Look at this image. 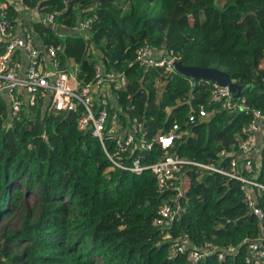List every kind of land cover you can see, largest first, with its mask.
I'll return each mask as SVG.
<instances>
[{
  "label": "trees",
  "instance_id": "obj_1",
  "mask_svg": "<svg viewBox=\"0 0 264 264\" xmlns=\"http://www.w3.org/2000/svg\"><path fill=\"white\" fill-rule=\"evenodd\" d=\"M23 2L49 13L62 11L57 22L66 28L74 25V8L102 6L87 40L61 41L41 26L42 40L63 42L84 81L92 77L98 59L107 69L123 72L127 87L121 103L135 106L133 114L143 121L147 141L172 125L189 132L169 154L216 167L222 160L225 166L227 159L220 153L231 150L250 118L230 115L211 103L208 82L192 86L164 69L144 73L134 61L140 46L172 51L185 66L215 68L236 84H254L259 93L249 89L243 97L251 107L264 104V0ZM89 45L97 51L94 56H87ZM198 105L210 115L188 126L187 116ZM6 117L0 97V218L10 215L7 206L14 210L19 205L24 195L20 185L29 193L37 190L40 212L33 223L0 235V264H188L186 253L171 256V243L153 224L161 206L175 209L177 201L171 191H159L151 170L135 174L113 167L99 141L77 129L75 118L68 124L61 114L42 117L39 107L24 108L7 128ZM163 154L155 143L148 151H129L121 161L130 165L141 156L146 167ZM262 166L258 180L264 183V156ZM188 169L183 170L184 195L169 234L186 235L199 249L206 244L236 249L223 260L214 253L199 264H245L247 241L257 239L260 229L240 200V183ZM256 201L264 212V194H256ZM261 246L264 250V232Z\"/></svg>",
  "mask_w": 264,
  "mask_h": 264
},
{
  "label": "built area",
  "instance_id": "obj_2",
  "mask_svg": "<svg viewBox=\"0 0 264 264\" xmlns=\"http://www.w3.org/2000/svg\"><path fill=\"white\" fill-rule=\"evenodd\" d=\"M65 3V9L68 7ZM101 5L74 8V25L66 28L57 22L62 11L46 12L44 7H30L23 0H0V97L7 110L5 126L15 120L22 109L39 107L41 116L72 113L79 131L88 132L96 138L113 167L141 174L151 170L159 191H171L175 196L176 208L163 205L157 211L153 224L161 229L163 240L171 243V256L186 253L188 264H199L204 258L216 253L218 260L228 254H235L234 247L217 248L206 244L195 248L186 235L172 237L169 234L183 197V170L197 168L217 173L240 183L242 199L250 213L257 219L259 235L247 241L245 264H264V250L261 246L264 232V212L257 207L256 194H264V183L258 180L262 170L264 154V104L261 108L251 107L243 96L233 100L227 86L211 84L209 101L230 115L244 114L250 118L236 134V144L231 150L220 153L226 158L225 166L201 164L178 155L169 154L176 141L188 136L178 125H172L166 132L146 140L144 123L134 116V105L121 103L127 87L123 72L107 69L101 60L92 66V77L88 81L79 78L78 64L67 56L63 42L45 43L38 27H46L56 38H83L87 40ZM94 12L95 15H91ZM37 26V31L36 27ZM43 36H46L43 34ZM96 50L88 46L89 55ZM178 57L172 52L157 49L148 44L135 51L134 61L146 73L151 69H164L173 73V63ZM84 71V70H83ZM82 71V72H83ZM175 73V72H174ZM203 105H198L187 116L188 126H194L209 117ZM45 139V136H42ZM157 143L163 151L161 160L150 166L140 164L141 156L130 165L121 158L129 151L151 150Z\"/></svg>",
  "mask_w": 264,
  "mask_h": 264
},
{
  "label": "water",
  "instance_id": "obj_3",
  "mask_svg": "<svg viewBox=\"0 0 264 264\" xmlns=\"http://www.w3.org/2000/svg\"><path fill=\"white\" fill-rule=\"evenodd\" d=\"M174 72L180 77L187 79L192 86H196L199 81H205L210 84L227 86L229 88L233 100H239L246 90H255L259 93V88L254 84L239 85L230 79L229 75L215 68L185 66L180 61L173 63ZM72 113H68L64 118V122L71 123ZM242 197L240 198V200Z\"/></svg>",
  "mask_w": 264,
  "mask_h": 264
},
{
  "label": "rangeland",
  "instance_id": "obj_4",
  "mask_svg": "<svg viewBox=\"0 0 264 264\" xmlns=\"http://www.w3.org/2000/svg\"><path fill=\"white\" fill-rule=\"evenodd\" d=\"M20 187L24 191V195L16 209L12 210L10 206H7L10 215L6 219L0 218V235L4 231H18L25 223H33L39 215L40 197L37 190L29 193L25 191L22 185ZM16 251L19 252L20 250Z\"/></svg>",
  "mask_w": 264,
  "mask_h": 264
}]
</instances>
